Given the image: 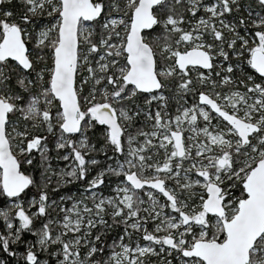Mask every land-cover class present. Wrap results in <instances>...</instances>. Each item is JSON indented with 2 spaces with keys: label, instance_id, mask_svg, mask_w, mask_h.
Returning a JSON list of instances; mask_svg holds the SVG:
<instances>
[{
  "label": "snow or ice",
  "instance_id": "snow-or-ice-1",
  "mask_svg": "<svg viewBox=\"0 0 264 264\" xmlns=\"http://www.w3.org/2000/svg\"><path fill=\"white\" fill-rule=\"evenodd\" d=\"M0 199V264H264V0H0Z\"/></svg>",
  "mask_w": 264,
  "mask_h": 264
},
{
  "label": "rangeland",
  "instance_id": "rangeland-1",
  "mask_svg": "<svg viewBox=\"0 0 264 264\" xmlns=\"http://www.w3.org/2000/svg\"><path fill=\"white\" fill-rule=\"evenodd\" d=\"M53 164L54 166H57V167H63L64 165V162L63 161H60V162H56V161H53ZM26 168H29V166L26 165ZM30 169V168H29ZM26 173L28 174H31L30 171H26ZM37 179H39V172L37 174ZM108 189H105V192L107 193ZM61 194H63V192H61ZM0 206H5V201L3 199H0ZM28 239H32V237L28 236L27 237ZM19 251H23V247L19 248Z\"/></svg>",
  "mask_w": 264,
  "mask_h": 264
},
{
  "label": "trees",
  "instance_id": "trees-1",
  "mask_svg": "<svg viewBox=\"0 0 264 264\" xmlns=\"http://www.w3.org/2000/svg\"><path fill=\"white\" fill-rule=\"evenodd\" d=\"M24 170H25V171H28V172L30 171V169H29V168H26V166H25V169H24ZM30 173H31V171H30ZM31 174H33V173H31ZM37 174H38V171L34 173V175H35L36 177H37ZM0 230H2V228H0ZM21 247H22V246H20L19 248H21ZM3 258H7V257H6V254H5V256H4ZM10 264H15V261H11Z\"/></svg>",
  "mask_w": 264,
  "mask_h": 264
}]
</instances>
